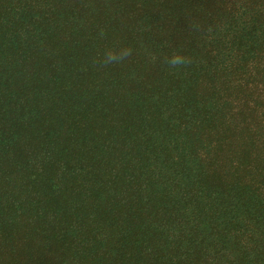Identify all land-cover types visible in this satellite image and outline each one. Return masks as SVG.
I'll return each mask as SVG.
<instances>
[{
    "label": "trees",
    "instance_id": "1",
    "mask_svg": "<svg viewBox=\"0 0 264 264\" xmlns=\"http://www.w3.org/2000/svg\"><path fill=\"white\" fill-rule=\"evenodd\" d=\"M0 264H264V0H0Z\"/></svg>",
    "mask_w": 264,
    "mask_h": 264
},
{
    "label": "clouds",
    "instance_id": "2",
    "mask_svg": "<svg viewBox=\"0 0 264 264\" xmlns=\"http://www.w3.org/2000/svg\"><path fill=\"white\" fill-rule=\"evenodd\" d=\"M132 55V49L128 47L119 50L109 49L105 52L100 64L103 66L118 64ZM165 62L172 68L182 66L186 63L185 58L179 54H173L170 58H165Z\"/></svg>",
    "mask_w": 264,
    "mask_h": 264
}]
</instances>
